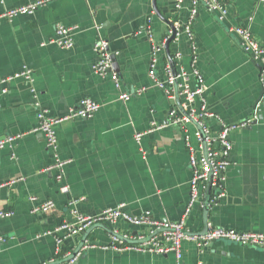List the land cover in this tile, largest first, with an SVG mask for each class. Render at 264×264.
Here are the masks:
<instances>
[{"label":"crops","instance_id":"crops-1","mask_svg":"<svg viewBox=\"0 0 264 264\" xmlns=\"http://www.w3.org/2000/svg\"><path fill=\"white\" fill-rule=\"evenodd\" d=\"M27 1L0 0V13ZM190 1L156 0V13L153 0H52L32 13L0 19V139L16 137L0 149V209L13 212L0 219V264L60 260L86 230L80 252L62 264H264V248L224 239L203 246L184 239L179 261L173 251L118 247L113 236L134 244L132 240L147 231L146 226L123 220L95 223L62 238L55 255V238L63 233L55 234L54 229L74 220L75 212L94 215L121 205L126 214L169 222L185 213L191 173L183 134L172 125L146 131L153 122L164 123L169 108L182 99L168 97L148 70L152 45L161 42L165 46L157 53L158 78L166 62L171 60L175 68L190 62L186 35L175 36L166 47L172 34L169 24L187 20ZM222 1L228 8L223 20L200 3L192 22L208 108L225 122H254L230 133V165L222 194L214 198L217 192L202 185L198 201L185 215V228L199 234L207 207V222L213 226L264 233V73L254 62L264 65V54L253 58L230 31L248 25L264 47V0ZM58 23L74 28L72 47L54 42ZM99 37L109 45L121 40L112 66L119 86L109 75L94 72ZM176 52L181 54L178 61L173 58ZM24 69L29 78L1 83ZM124 92L129 98L120 97ZM84 98L96 101L99 108L91 116L56 123V146L48 147L43 132L34 131L37 112L62 117ZM207 123L219 129L215 117ZM142 131L146 133L137 141L134 135ZM56 159L66 161L61 182L57 171L48 169ZM48 199L55 204L53 210L32 211Z\"/></svg>","mask_w":264,"mask_h":264},{"label":"built area","instance_id":"built-area-1","mask_svg":"<svg viewBox=\"0 0 264 264\" xmlns=\"http://www.w3.org/2000/svg\"><path fill=\"white\" fill-rule=\"evenodd\" d=\"M50 1L52 0L27 1L26 3L9 8L3 13H0V19L32 13ZM200 3H203L211 11L216 12L220 20L228 16V8L222 0H191L187 20L184 23L174 25L176 36L184 34L190 41V62L187 65H181L175 68L170 60L163 67V77L158 78L156 75L157 53L165 46L161 42L152 45L151 62L148 70L152 82L159 88H162L168 97L176 99L179 97L182 98L176 102L177 106L169 108L164 123L156 124L153 122L146 132L172 125L178 127L183 134L184 143L189 151L188 164L191 173L189 180L190 197L185 213L179 220L169 222L153 219L149 215L133 216L126 214L121 205L103 208L94 215L75 212L74 220L63 221L54 229L55 234L63 233L62 236H56L55 238V255H58L60 252L59 246L62 238L81 232L95 223H114L118 220H123L133 225L146 226L147 231H144L135 240H132L134 244H124L116 236H113L112 243L118 242V247L134 248L142 252L166 253L173 251L177 261L181 258V243L184 239L193 241L198 246L206 245L216 239H224L241 245L264 248V233L261 232L239 231L232 228L216 227L208 222L206 225L207 231L203 234H189L185 228V215L198 201L200 187L202 185L210 186L217 192L214 198L222 194L226 180V170L230 165L229 155L232 147L230 133L247 126L253 119L247 118L239 122H225L208 108L206 97L207 86L204 76L197 66V46L192 31V22L197 14ZM73 29L72 26L58 23L56 25L54 42L64 48L72 47ZM230 31L240 38L242 48L245 52L253 58L263 56L264 47L252 36L248 25L232 26ZM94 50L98 53V60L93 66L94 72L100 76L109 75L114 81L115 86H119L117 73L112 69L111 65L108 40L99 37L94 43ZM180 57L181 54L176 52L173 58L178 61ZM262 73H264V69ZM17 77L29 78V70L24 69L16 74L8 75L1 79V83H7ZM120 97L127 99L129 98V94L124 92ZM99 106L96 101L90 98H84L80 101L78 108L70 110L67 115L62 117L47 116L45 110L41 109L37 112L39 124L34 128V131L43 132L47 146L55 149L56 136L54 126L56 123L62 119L91 116ZM212 117H215L219 124V129L216 131L212 130L207 123V120ZM146 132H136L134 138L139 141ZM15 138V136H7L4 139H0V149L10 144ZM192 138L194 139V143L192 142ZM64 164H66V161L56 159L55 163L51 167H48V169H55L57 171L56 179L60 182L63 178L61 169ZM62 190L67 191L66 185H62ZM33 199L31 198V200ZM208 205L209 201L207 202ZM54 207L53 200L48 199L34 205L32 211L48 212L53 210ZM12 214L13 212L11 210L0 209V219L10 217ZM124 237L127 238L126 235ZM55 260V258H52L49 262Z\"/></svg>","mask_w":264,"mask_h":264},{"label":"water","instance_id":"water-1","mask_svg":"<svg viewBox=\"0 0 264 264\" xmlns=\"http://www.w3.org/2000/svg\"><path fill=\"white\" fill-rule=\"evenodd\" d=\"M153 8H154L155 12L158 13V10L156 8V0H153ZM169 25L171 27L172 34L168 38V40L166 42V47H168L169 42L171 40H173L175 38V36H176L174 26L172 24H169ZM117 42H121V40L113 42L112 45L108 44V50L110 52V59H111V65L112 66L115 65V62H116V54H115V52L118 51ZM254 62H256L257 67L259 68L260 71H262L264 69V65L263 64L259 63L258 61H255V60H254ZM263 93H264V89L260 91V95H262ZM251 122L253 123L254 120L251 121ZM203 217H204L203 218V230L199 234H203V233H205L207 231V227H206V225H207V208L204 209ZM87 232H88V230H86L85 233L80 237V239L77 240V242L75 243L76 247L66 257H64V258H62L60 260H55L53 262H49L47 264H62V263H65V262H68V261L74 259L76 257V255L80 252V249L83 246L84 240H85V238L87 236ZM226 241H228V240H226ZM230 242H232V241H230Z\"/></svg>","mask_w":264,"mask_h":264}]
</instances>
